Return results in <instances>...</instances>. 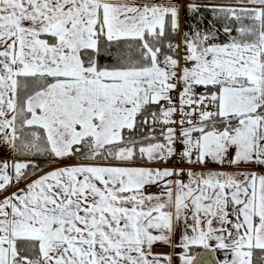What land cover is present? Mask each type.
<instances>
[{
    "label": "snow or ice",
    "instance_id": "snow-or-ice-1",
    "mask_svg": "<svg viewBox=\"0 0 264 264\" xmlns=\"http://www.w3.org/2000/svg\"><path fill=\"white\" fill-rule=\"evenodd\" d=\"M177 261L264 264V0H0V264Z\"/></svg>",
    "mask_w": 264,
    "mask_h": 264
},
{
    "label": "crops",
    "instance_id": "crops-1",
    "mask_svg": "<svg viewBox=\"0 0 264 264\" xmlns=\"http://www.w3.org/2000/svg\"><path fill=\"white\" fill-rule=\"evenodd\" d=\"M157 251H160V252H169V251H171V249H169V248H158ZM177 251H179V250L177 249ZM174 259H175V257H174ZM177 264H178V261H177Z\"/></svg>",
    "mask_w": 264,
    "mask_h": 264
},
{
    "label": "trees",
    "instance_id": "trees-1",
    "mask_svg": "<svg viewBox=\"0 0 264 264\" xmlns=\"http://www.w3.org/2000/svg\"><path fill=\"white\" fill-rule=\"evenodd\" d=\"M187 20H188V18L185 17V16L182 14V24L185 23Z\"/></svg>",
    "mask_w": 264,
    "mask_h": 264
}]
</instances>
